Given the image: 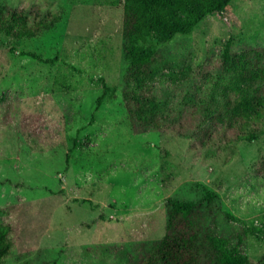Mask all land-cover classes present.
Instances as JSON below:
<instances>
[{"label":"rangeland","instance_id":"obj_1","mask_svg":"<svg viewBox=\"0 0 264 264\" xmlns=\"http://www.w3.org/2000/svg\"><path fill=\"white\" fill-rule=\"evenodd\" d=\"M126 1L1 0L31 21L60 16L33 38L0 32V218L15 228L2 264H133L136 247L165 235L166 201L206 191L235 219L219 214L217 230L246 234L248 259L264 264V121L254 141L218 136L205 147L173 128L134 131L123 102ZM229 40L238 55L264 49V0H233L156 47L166 110L210 101ZM103 81L112 91L97 110Z\"/></svg>","mask_w":264,"mask_h":264},{"label":"trees","instance_id":"obj_2","mask_svg":"<svg viewBox=\"0 0 264 264\" xmlns=\"http://www.w3.org/2000/svg\"><path fill=\"white\" fill-rule=\"evenodd\" d=\"M233 0H127L122 31V53L127 63L123 102L134 131H161L197 137L201 146L222 137L254 141L264 121V49L236 54L229 40L213 73V92L206 105L190 111H168L157 100L158 74L153 66L156 47L177 36H188L209 16L223 15ZM60 16L50 13L31 21L23 12L2 6L0 32L10 38H33L51 30ZM154 34V39L151 35ZM37 58V57H36ZM51 63L53 61H45ZM135 85V89L131 88ZM112 89L103 81L97 110ZM235 132V133H234ZM76 146L74 143L71 150ZM67 163L70 155L66 156ZM166 232L153 245L136 247L133 264H255L246 253L244 237H231L217 230V218L235 220L225 209L218 193L206 191L197 202L166 201ZM211 215L214 219L212 220ZM15 228L0 218V264L10 255ZM141 246V245H140ZM133 255H128L131 259ZM140 256V257H139Z\"/></svg>","mask_w":264,"mask_h":264}]
</instances>
